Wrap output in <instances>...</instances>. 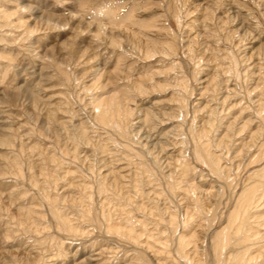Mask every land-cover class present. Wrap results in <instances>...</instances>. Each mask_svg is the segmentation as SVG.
<instances>
[{"label": "rangeland", "instance_id": "obj_1", "mask_svg": "<svg viewBox=\"0 0 264 264\" xmlns=\"http://www.w3.org/2000/svg\"><path fill=\"white\" fill-rule=\"evenodd\" d=\"M108 36L123 47L109 45ZM146 43L155 47L150 57L142 50ZM138 80L166 85L128 100L136 112L131 151L116 130L93 120L91 101L123 93ZM181 96L188 111L180 107ZM207 106L218 108L221 118L210 138L220 146L209 149L221 154L225 171L239 164L234 187L214 199L206 190L224 181L194 158L186 141L188 126L206 123ZM263 110L264 0H0V141H7L0 143V264H185L173 250L182 230L194 234L186 252L216 264L213 233L238 206L235 195L251 179L264 181ZM146 111L153 122L144 121ZM138 128L153 140L165 136L164 151L138 143ZM258 129L263 136L256 141L251 134ZM258 152L259 161L246 165ZM184 179L200 185L196 192L211 213L210 226L194 214L188 228L173 232L160 213L164 219L174 213L180 223L192 207ZM55 208L74 231L60 224ZM258 214L264 217V209ZM120 223L135 224L137 242L107 226Z\"/></svg>", "mask_w": 264, "mask_h": 264}, {"label": "bare ground", "instance_id": "obj_2", "mask_svg": "<svg viewBox=\"0 0 264 264\" xmlns=\"http://www.w3.org/2000/svg\"><path fill=\"white\" fill-rule=\"evenodd\" d=\"M238 18V17H237ZM233 20V19H232ZM223 24V23H222ZM241 26V24H240ZM246 30V29H245ZM243 30V31H245ZM240 32V31H239ZM246 33V32H245ZM120 36V35H119ZM225 36V35H224ZM109 37V45H117V46H121V41L118 40L117 38L115 39L114 36H108ZM232 37V36H231ZM147 38V37H146ZM196 39V38H195ZM151 41V40H150ZM170 41V40H169ZM136 42V41H135ZM140 43V42H139ZM138 43V46L140 47ZM162 43V42H161ZM164 43V41H163ZM166 43V42H165ZM171 43V42H170ZM132 46H135V44L132 42L131 43ZM157 44V43H156ZM168 44V43H166ZM173 44V43H172ZM171 44V46H172ZM143 45V44H142ZM207 45V44H206ZM144 48L142 49L144 54L146 55V57H150L152 56L155 51H154V46L150 45V43H146L145 45H143ZM162 46V45H161ZM123 47V45L121 46ZM163 50V47H161ZM160 48V49H161ZM173 48H175L173 46ZM189 48V46H188ZM124 50V48H122ZM136 49V48H135ZM141 49V48H140ZM168 49V48H167ZM139 50V49H138ZM161 50V51H162ZM166 50V49H165ZM172 50V49H171ZM170 50V51H171ZM187 50V49H186ZM190 50V49H189ZM209 51V50H208ZM165 52V51H164ZM172 52V51H171ZM168 55V54H167ZM201 55V54H200ZM162 56V55H161ZM233 56V55H231ZM169 57V56H168ZM233 59V58H232ZM234 60V59H233ZM232 63V62H231ZM236 63V61H235ZM59 64V63H58ZM179 64V63H178ZM173 66V65H172ZM235 66V64H234ZM233 66V67H234ZM232 67L227 68L226 70L231 71L233 69H231ZM169 69V68H168ZM181 69V68H180ZM196 70V69H195ZM179 71V70H178ZM94 80L93 82L96 84V82H98L99 80V75L97 74V71H94ZM99 72V71H98ZM197 72V70H196ZM226 72V71H225ZM236 72V71H235ZM176 73V72H175ZM182 73H183V69H182ZM177 74V73H176ZM175 74V75H176ZM164 75V74H163ZM178 75V74H177ZM183 76V75H182ZM181 76V77H182ZM179 77V76H177ZM167 78V77H166ZM180 78V77H179ZM152 81V78H150ZM178 79V78H176ZM206 79V78H205ZM148 80V79H147ZM179 80V79H178ZM181 80V79H180ZM204 80V79H203ZM164 81V80H163ZM105 82V81H104ZM153 82V81H152ZM150 83L149 85L143 83L142 81L138 80L137 82H132L131 85L126 86V89L122 91L118 90L117 92H112L111 94L107 95V96H96L95 98H92L91 101V106H92V116H93V120L97 123V124H101V125H105L107 127L113 128L114 130H116L117 134L120 136V138L122 139H126L127 142L123 143V145L128 146L130 148L131 151H135V148L133 146H129V143H133L134 141L132 140V135L130 133V128L132 127L131 123V117L136 113L134 112L133 108L130 105V101L128 100H133L134 96L136 93H145L147 92V89L152 88V90L154 89H163L166 85L162 84V83ZM99 83V82H98ZM97 83V84H98ZM147 83V82H146ZM188 83V82H187ZM129 84V83H128ZM178 88L177 90L180 92V94H183L184 92V82L183 80L180 81V83L178 84ZM101 88H102V83L100 84ZM189 86V84H188ZM177 87V86H175ZM117 89V88H116ZM115 89V90H116ZM182 89V90H181ZM87 90V89H86ZM188 90V89H187ZM185 90V91H187ZM188 92V91H187ZM186 92V93H187ZM187 96V94H185ZM183 96V95H182ZM180 98V107L182 109H186V111H188L187 109V101L185 102V100H182V97ZM185 96V97H186ZM94 97V96H93ZM178 100V99H177ZM188 100V99H187ZM224 101V99L222 100ZM257 101V100H256ZM189 102V101H188ZM219 102V101H218ZM263 103V102H262ZM261 103V104H262ZM209 104V103H208ZM219 104V103H218ZM235 105V103H234ZM258 105V104H257ZM209 106V105H208ZM207 106V120L206 123L201 124L198 128H195L194 125H190L188 126V133L190 136L187 135V139L186 141L190 140L192 142L193 145V156L196 160H199L200 162H203L206 167H208L209 173H211V175L215 176L216 179L220 180V181H224V184L222 183V185L215 189V190H206V193L209 194L211 196V199L215 198V196L217 197H221L225 194V188L229 187L230 185L234 187V183H233V176L232 175H236L237 173V169L239 164L237 165L236 170H233L231 167V169L233 170L230 171L228 168L227 171H225V167L221 166L220 164V155L219 154H214L210 149L209 146L211 147L212 145L218 146L220 143L218 144H212L215 141L213 140L210 141V138L212 137L213 132L216 131L217 125L216 124H220L221 123V118L218 119L217 118V114H218V108L212 107V108H208ZM232 107V106H231ZM260 107V105H259ZM263 107V106H262ZM137 108V107H136ZM226 109V108H225ZM142 110V109H139ZM180 110V109H178ZM261 110V109H260ZM181 111V110H180ZM185 110H183L184 112ZM264 111V110H263ZM140 113V112H139ZM177 113V112H176ZM181 113V112H180ZM187 113V112H186ZM258 113V112H257ZM256 113V114H257ZM263 113V112H261ZM151 115V116H150ZM169 115V114H168ZM182 116V114H180ZM139 116V115H138ZM154 114L150 113L149 111L144 112V121H148V120H152L153 122V118ZM179 116V115H178ZM72 117V116H71ZM264 120V115L261 116ZM119 122H118V119ZM169 118V117H168ZM217 118V119H216ZM91 119V118H90ZM171 119V117L169 118ZM236 119V118H235ZM150 120V121H151ZM184 120V119H182ZM142 121V120H141ZM249 122H251L252 120H248ZM94 122V123H95ZM262 122V121H261ZM150 123V122H149ZM179 123V122H178ZM180 127H186V125H183L182 122ZM194 123V121H193ZM233 123V122H232ZM248 123V122H247ZM57 124L61 126V128H65L68 125L66 121H57ZM218 124V125H219ZM246 124H244L245 127ZM57 126V125H56ZM59 126V128H60ZM140 126V125H139ZM174 127V125H172ZM264 126V125H263ZM262 126V127H263ZM103 127V126H102ZM135 127V126H134ZM141 127V126H140ZM179 127V128H180ZM261 127V128H262ZM57 128V127H56ZM76 129H79L78 126L76 125L75 127ZM82 128V127H81ZM229 128V127H228ZM243 128V125H242ZM135 129V128H134ZM68 130V129H67ZM132 130V129H131ZM144 130V129H143ZM142 130V131H143ZM172 130V129H171ZM185 130V129H184ZM183 130V132H185ZM229 130V129H228ZM264 130V129H263ZM79 131H81L79 129ZM141 131L139 128L135 131V134L137 137L136 139L138 140V143H141L142 140L144 142H142V146H146V144L148 145L149 143V147L154 148L156 147V149H158V151L163 150L164 151V147L162 146V139L165 137L163 136V138H159L157 140H153L151 138L150 134L147 133H141L139 134ZM141 131V132H142ZM145 131V130H144ZM262 130L258 129V131H254L251 134V137L253 139H256V141L258 140V138H260L262 135V133L260 132ZM84 132V131H83ZM170 133V132H169ZM176 133V132H175ZM187 133V132H186ZM232 133V132H230ZM68 134V133H67ZM129 134V135H128ZM215 134V133H214ZM213 134V136H215ZM235 134V133H234ZM79 135V134H78ZM82 134H80V138H83L81 136ZM171 135V134H170ZM186 135V134H185ZM233 135V134H232ZM157 136V135H156ZM162 136V135H161ZM230 137V135H229ZM232 137V136H231ZM180 138V137H179ZM263 138V137H262ZM7 139V138H6ZM166 139V138H165ZM231 138H229L230 140ZM75 140V139H74ZM82 141H85L86 144H88L89 140L88 139H81ZM88 140V141H87ZM168 140V139H167ZM261 140V139H260ZM263 140V139H262ZM261 140V141H262ZM141 141V142H140ZM183 141V140H181ZM7 141L4 139H1L0 143H6ZM91 142V141H90ZM254 142V141H253ZM252 142V143H253ZM225 143V142H224ZM259 143V142H258ZM7 144V143H6ZM251 144V143H249ZM254 144V143H253ZM165 145V144H164ZM220 146V145H219ZM222 146V143H221ZM255 146V145H254ZM261 145H259L260 147ZM182 147V146H181ZM213 147V146H212ZM253 147V146H252ZM250 147V148H252ZM177 149V148H176ZM137 150V149H136ZM224 150V149H223ZM101 151V150H100ZM139 151V148H138ZM142 151V150H141ZM180 151V149H179ZM227 151V150H226ZM240 151V150H238ZM237 151V152H238ZM103 152V151H102ZM147 152V151H146ZM156 152V151H155ZM73 153V152H72ZM138 153V152H137ZM142 153V152H141ZM145 153V152H144ZM143 153V154H144ZM163 153V152H162ZM161 153V154H162ZM181 153V151H180ZM228 154V152H226ZM225 153V154H226ZM152 154H154L152 152ZM151 154V155H152ZM239 154V153H238ZM236 154V155H238ZM248 154V152H247ZM246 154V155H247ZM136 155V154H135ZM149 155V154H147ZM164 155V154H163ZM146 156V155H145ZM155 156V155H154ZM251 156V155H250ZM184 157V156H183ZM182 157V158H183ZM185 158V157H184ZM260 158V153L258 152L257 154L253 155L251 157V159H249L248 162H246V165H249L251 163L257 162L259 161ZM121 159V158H120ZM180 159V158H178ZM177 159V160H178ZM229 159V158H228ZM161 161V160H160ZM183 163V166H189V163L186 162L187 159H182L181 160ZM239 161V160H238ZM237 161V162H238ZM158 163V162H157ZM232 163V162H231ZM244 163V162H243ZM245 164V163H244ZM167 165V164H166ZM242 167V165H241ZM114 170V169H113ZM263 170V171H262ZM260 172L263 173L264 175V169H262ZM183 173V170H182ZM180 174V175H184V174ZM254 173V172H253ZM179 174V173H178ZM172 175V172L165 174L166 179L167 180H171L170 176ZM204 176V175H203ZM102 177H105V175H102ZM181 177V176H178ZM210 177V176H209ZM182 178V177H181ZM180 178V179H181ZM179 179V180H180ZM105 180V178H104ZM177 179H173V182L176 181ZM186 180V179H184ZM201 180V179H200ZM258 180V179H257ZM190 181V180H189ZM189 181H185V185L184 187H186L183 191V193L187 196V198H191V201L193 204H191V208L188 209H184L183 211V215L181 216L182 218L179 219V222L177 221V216L174 213H170L168 214V216L166 217V219H164L163 215H161L160 213V219H162L165 222V226L167 228H169L170 230H172L173 232L177 229H179L178 227H182V228H188V226H190V223L194 220L193 216L194 214L197 215V217L200 216V218L202 219V222H205L207 224V226H210V219H209V215H211V213L209 214L207 211L208 207L206 206L207 204L204 202L205 200H203V198H201L202 196L198 195V192H196L198 189L200 191V185L197 186L195 184H190ZM192 181V180H191ZM106 182V181H105ZM261 182V184L259 183ZM107 183V182H106ZM181 183H182V179H181ZM216 183V182H215ZM138 184V183H137ZM178 184V181H177ZM200 184V183H199ZM207 184V183H206ZM249 187L244 188L242 190V192L238 193V195L236 194L235 196H237V200L238 201V206H236L234 209H232L225 220V224H223L221 226L220 229L216 230L213 233V237H212V248H211V261H213L216 264H264V252H263V248H264V231L261 233L262 230H264V217H261V214H258V212H262L264 209V181H259L258 182L255 179H251V182H249ZM138 186V185H137ZM177 186V185H176ZM179 186V184H178ZM107 187V186H106ZM183 187V188H184ZM212 187V186H211ZM232 187V188H233ZM178 188V187H177ZM181 188V187H180ZM257 191V192H256ZM202 192V191H201ZM199 192V194L201 193ZM205 193V195H206ZM91 195V194H90ZM236 200V199H235ZM261 200V202H260ZM216 201V200H215ZM50 204V203H49ZM52 204V203H51ZM51 207V206H50ZM251 209L253 211H251ZM54 210V215L56 217H58L60 224L65 228V229H71V231H74V229L72 228V225L69 222V219L67 218H63V215H60V213L58 212L57 208L53 209ZM156 210H159V208ZM168 211V210H167ZM172 210L170 209V212ZM165 213V212H164ZM65 217V216H64ZM196 219V218H195ZM131 219H126L125 222H130ZM122 226H117V227H111L110 225H107L110 230L112 229L115 234H117L118 236L124 237L126 239H135V241L137 242L138 240H136V238L139 236V234L134 232V225L135 224H131L130 227H127V225L120 223ZM181 224V225H180ZM104 227V226H103ZM107 228V227H106ZM108 229V228H107ZM165 233V232H164ZM166 234V233H165ZM187 232L185 233L183 230L180 231L177 236H176V240H175V245L173 247V250L176 252L177 256H179L183 262L185 264H204L203 258H200V254L198 255V257H191V255H189L186 251L188 244L193 240L194 234H191V236H187L186 235ZM133 235V236H132ZM162 236V235H161ZM164 236V235H163ZM140 237V236H139ZM197 238V237H196ZM162 244H164L165 248L169 245L168 241L162 242ZM171 245V244H170ZM197 245V244H196ZM193 245V249L192 252L194 251L195 254H197V246ZM258 247H257V246ZM211 246V245H210ZM162 247V246H161ZM192 247V246H191ZM190 249V248H189ZM172 250V249H171ZM170 250V251H171ZM99 251V250H98ZM97 251V252H98ZM204 251V249H203ZM101 252V251H100ZM204 253V252H203ZM190 254H192L190 252ZM202 255V254H201ZM91 256V255H90ZM88 256V257H90ZM93 256V254H92ZM94 257H96L94 255ZM92 259L90 258H86V261L88 263V261ZM173 260H177L175 257L172 256ZM83 260V259H82ZM93 260V259H92ZM81 261V260H80ZM85 261V260H84ZM95 261V260H94ZM92 262V261H91ZM91 262H89L91 264ZM176 263H178L176 261ZM53 264V263H52ZM80 264V262L78 263ZM206 264V262H205Z\"/></svg>", "mask_w": 264, "mask_h": 264}]
</instances>
